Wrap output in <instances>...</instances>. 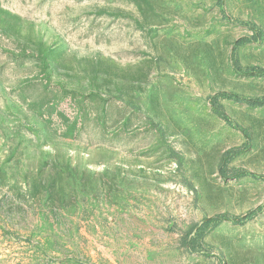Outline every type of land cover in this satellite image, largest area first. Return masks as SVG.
Instances as JSON below:
<instances>
[{"label": "rangeland", "instance_id": "1", "mask_svg": "<svg viewBox=\"0 0 264 264\" xmlns=\"http://www.w3.org/2000/svg\"><path fill=\"white\" fill-rule=\"evenodd\" d=\"M0 264H264V0H0Z\"/></svg>", "mask_w": 264, "mask_h": 264}]
</instances>
